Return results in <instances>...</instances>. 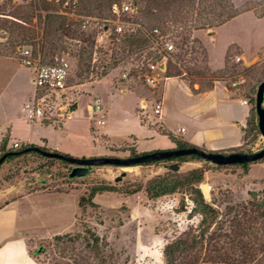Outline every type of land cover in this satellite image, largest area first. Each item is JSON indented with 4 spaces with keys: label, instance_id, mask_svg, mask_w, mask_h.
I'll list each match as a JSON object with an SVG mask.
<instances>
[{
    "label": "rangeland",
    "instance_id": "374dc122",
    "mask_svg": "<svg viewBox=\"0 0 264 264\" xmlns=\"http://www.w3.org/2000/svg\"><path fill=\"white\" fill-rule=\"evenodd\" d=\"M29 1L0 0V13L9 19L17 5ZM263 3L264 0H232V9L238 11L237 15L211 29H193L188 46L185 45L184 49L177 48L175 42L179 43L178 39L170 36L169 39L175 44L172 53L181 52L185 58L177 65L198 66L202 72H207L205 66H208L209 75L199 78L184 71L167 81H161L153 93L133 70L137 65L134 59L111 68L107 77L94 74L80 80L75 76L73 59L64 54L72 62L73 68L67 88L62 92L64 98L44 106L43 120L49 124L41 123L39 119L31 121L25 116L23 104L35 89L34 72L21 63L20 50H15L12 60L0 59V140L10 130L12 139L7 148L13 147L15 140L22 144L28 139L36 145L50 148L41 144L46 139L49 145L58 146L60 152L76 157H126L133 156L130 150L134 149L133 146L136 148L133 134L143 137L136 151L170 149V140L156 132L162 130L164 122L175 135L180 136L176 127L190 125L182 113L195 110L193 105L198 100L194 94L200 93L199 90L212 83V89L218 86L215 90L218 97L225 95L226 89L230 88H234L233 94L240 97L249 92L255 83V76L264 75V13L260 16ZM210 31L214 32L213 37L208 35ZM8 38L9 33L0 29V42ZM191 48L198 52L193 53ZM203 50L205 53H202ZM99 57L100 54H97V59ZM170 59L173 64L175 57ZM170 63L167 72L174 74ZM248 67L251 69L248 70ZM131 70L138 76H131ZM123 73H129L127 78H123ZM189 84L194 92L190 91ZM125 88L137 92L148 103L143 101L142 108L138 109L145 110L152 117L151 128H141L132 110L133 105H140L141 100L137 95L113 91ZM162 93L168 99L163 121L160 114L153 111L155 103L161 101ZM94 97H100L103 104L105 119L100 125H96L91 110ZM63 103L70 106L76 103L77 107L70 109L69 106L66 114L60 117L59 105ZM239 110L243 114L241 107ZM208 112L215 116L217 112L222 114L223 110L216 103ZM142 116L146 118V115ZM212 122L216 123L215 120ZM95 127L105 135L98 134L99 137H96ZM247 140L248 143L240 151L256 152L264 145L261 135ZM174 162L180 166L176 173L181 177L196 167L204 168V177L199 186L206 201L217 211L216 221L211 226L214 231L223 227L234 235L230 221L235 216L242 217V206L248 201L254 199L257 203H263L259 210L264 211V158L251 163L248 172L238 165L218 166L204 160H161L127 166L94 165L86 176L71 178L69 172L72 164L38 154L23 155L2 164L0 207L18 201L31 209V216L25 217L30 227L24 231L23 238L38 264L51 263L52 253L57 249L54 236L75 235L83 231L84 224L104 239L110 264H167L164 255L166 245L176 238L198 233L201 219V215L193 210L187 189L181 188L158 198L148 197L144 190L155 176L169 170L167 164ZM102 185L116 190L98 191L92 199L94 204H88L91 190ZM137 185L143 188L130 193L129 190ZM251 192L256 194L255 198ZM81 197H84V206H80ZM79 248L80 243L77 244ZM203 257L204 250L200 248L182 260L181 264L195 263V260L197 264H204Z\"/></svg>",
    "mask_w": 264,
    "mask_h": 264
},
{
    "label": "trees",
    "instance_id": "16d2710c",
    "mask_svg": "<svg viewBox=\"0 0 264 264\" xmlns=\"http://www.w3.org/2000/svg\"><path fill=\"white\" fill-rule=\"evenodd\" d=\"M64 1L30 0L24 5H17L9 15V19H6L7 15L0 13V29L9 33V38L5 42H0V47H2L0 57L13 58L15 50L21 51L22 47H30L33 57H38L46 63L55 62V58L67 54L73 59L75 76L82 80L94 74L106 76L111 68L132 59L137 61L133 70L139 74L145 70L146 58L156 59L165 55L167 56V71L170 63L169 58L175 57V62L170 63V68L175 73L169 74L166 71V77L171 78L184 71L188 75L193 74L199 78L208 77V66H205L207 72H202L198 66L191 67L184 64L178 66L179 61L185 60L184 55L181 52L176 54L166 52L163 49V44L171 36L178 39L179 43L175 42L176 47L184 49L185 45L188 46L187 43L193 29L217 27L238 13L237 10L232 9V0H76V2L69 0L70 5L63 7ZM124 1L130 3L135 10V13L128 18L135 28L123 34H117L112 23L114 17L111 13V6L115 2ZM263 13L264 9L260 16ZM68 14H72V16L70 17ZM89 17L98 20L104 26L108 25L109 30L108 44L105 48H97L96 51L100 57L95 61H93V54L96 31L84 25V20ZM191 50L193 53L198 52L193 48ZM203 52L205 53V50ZM20 60L22 63L21 55ZM183 66L185 67L183 68ZM249 68L251 69V67L247 69L249 70ZM131 73V76H138L132 70ZM212 79L216 80V78ZM263 79L264 75L255 76V83L249 88V92L240 96L251 107L245 126H241L242 144L238 147L214 151H240L248 143L247 139L253 140L261 135L255 112V94L258 84ZM191 87L189 84L190 91L194 92ZM212 88L213 84L211 83L199 92L210 91ZM149 89L153 93L154 88L149 87ZM229 90H234V88ZM44 122L48 123L46 120ZM161 132L175 143V148L195 146L169 130L162 129ZM8 140V135H4L0 141V159L2 158L0 168L5 162L27 154H38L50 160L58 159L67 162L50 155L51 153H62L56 149L30 143L7 148ZM133 148L130 150L133 156L145 153L136 151L134 146ZM161 160L176 162L204 160L209 162L196 154ZM251 163L254 162L231 165H238L248 172ZM204 172L203 167H196L181 177L177 175L176 171L167 170L165 173L155 176L144 187L150 198L173 194L179 189L185 188L191 196L193 210L201 215L197 227L198 233L190 237L176 238L166 245L164 255L167 264H181L182 260H186L194 250L200 248L204 250V264H264V211L259 210L263 203H257L253 199L242 206V217L235 216L230 221L234 227V235L226 232L223 227H218L215 232L211 226L216 221L217 211L206 201L199 186L203 180ZM142 188V185H137L129 192H137ZM106 190L116 189L105 185L95 187L91 190L87 203L93 205L94 195L98 191ZM251 195L254 198L256 196L253 192ZM83 202L84 197H81L80 206H84ZM53 239L57 249L52 253L50 264H110L105 253L104 239L86 224L83 225L82 232L75 235L70 233L56 235ZM78 243L81 244V249H77ZM197 263L198 261L195 260V263L191 264Z\"/></svg>",
    "mask_w": 264,
    "mask_h": 264
},
{
    "label": "crops",
    "instance_id": "0c3cea01",
    "mask_svg": "<svg viewBox=\"0 0 264 264\" xmlns=\"http://www.w3.org/2000/svg\"><path fill=\"white\" fill-rule=\"evenodd\" d=\"M243 56H245L244 51H242V57ZM0 59L12 60L9 57H0ZM105 77H107V75ZM217 87L218 86L215 85L214 89L210 91H204L197 94L193 93L195 96H197V100H198V102L195 105H193L195 110L189 113L187 112L182 113L183 115H185V118L190 125L176 127V131L181 134L180 137H183L185 140H187L188 142H190L195 146H198L200 148H205L207 150H220V149H227V148L240 146L243 142L241 126H245L247 117L250 112V107L246 102V100L240 97H236L233 94L232 90L226 89L225 95L218 97L215 92ZM116 90H121L122 92L125 93L131 92L138 96L139 100H141L140 105L138 104L133 105L132 110L134 111L135 115H137L141 128H147V129L151 128L152 123L150 122H152V117L145 110L142 111L141 109H138V108H142L143 101L145 102V100L142 99L137 92H132L126 88L114 89L113 91ZM34 91L35 89L31 92V96L29 94V98L24 102L23 110H24V105L33 96ZM161 101H162V109L159 117L162 118L163 121V118L165 116V109L168 103V99L164 97L163 93H162ZM145 103L148 104L147 102ZM216 103L220 104L223 110L222 114L219 115V112H217L215 113V116L209 115L208 110H210V108H212V106H214ZM171 104H173V98L171 99ZM239 107L243 109V114H241ZM141 112L144 116L146 115L147 119L145 117L143 118ZM37 119H39L41 123H45L43 118L40 117L31 121H36ZM104 119L105 117H103L102 123L96 125L103 124ZM212 120H215L216 123L213 124ZM49 123L50 122L45 124H49ZM181 128H183V130H181ZM162 129L170 130L173 132L171 128H167L165 126L164 122L162 123ZM156 133L157 134L160 133V135L164 136V134L159 129L157 130ZM94 134L96 135V137H99L97 136L98 134L105 135L104 133H101L99 128L97 127H95ZM5 135H8L9 140L11 141L12 136L10 130H7ZM131 136L136 137L135 142L137 148V146H139L140 140H142L143 137L133 134ZM165 137L167 136L165 135ZM145 139H147V137H145ZM15 142L19 143V145L26 143L34 144L33 142L30 141V139L24 140L22 144H20V142L16 140ZM41 144H44L58 151L60 150L58 146L53 147L49 145V141L46 139L43 140ZM175 146H176L175 143L172 140H170L169 148L170 149L175 148ZM257 164H261V163H257ZM30 213H31V209L25 206V204H20L18 201H12L0 207V264H38L35 258L29 253L23 238L24 231L28 227H30L29 224L26 223V218H25V217H30L31 216Z\"/></svg>",
    "mask_w": 264,
    "mask_h": 264
},
{
    "label": "built area",
    "instance_id": "2783aa9c",
    "mask_svg": "<svg viewBox=\"0 0 264 264\" xmlns=\"http://www.w3.org/2000/svg\"><path fill=\"white\" fill-rule=\"evenodd\" d=\"M69 0L63 3V7L69 6ZM111 13L114 20V31L117 34H123L126 31L134 30L135 25L128 20L129 16L135 13L134 8L128 2H115L111 6ZM84 25L96 31L95 36V52L93 54V61L97 59V48H105L109 41L108 25H103L94 18H86ZM158 32V30H155ZM163 49L166 52H173L175 44L172 40L166 39L163 44ZM22 63L28 68L33 69V81L35 84V93L33 97L24 105L26 116L30 120H34L44 115V106H48L52 101L63 99V91L67 88L68 79L73 68V64L69 58L64 56L55 58V62H42L40 58H34L30 47H22L20 51ZM144 72L139 73V78L151 88H156L161 81L167 80V56L163 55L161 58L148 57L145 59ZM129 73H123V78H127ZM236 85V83H233ZM69 103V102H68ZM68 103L59 105L61 111L59 116L63 117L69 108ZM162 109V101L156 102L153 111L160 114ZM94 120L96 124L103 122V104L100 97L93 98L91 106ZM183 130V128H181ZM13 147H19V143L14 142Z\"/></svg>",
    "mask_w": 264,
    "mask_h": 264
},
{
    "label": "water",
    "instance_id": "95a60500",
    "mask_svg": "<svg viewBox=\"0 0 264 264\" xmlns=\"http://www.w3.org/2000/svg\"><path fill=\"white\" fill-rule=\"evenodd\" d=\"M210 37L214 36V32L208 33ZM76 103L70 106V109H75ZM255 112L257 116V123L261 136L264 139V79L258 84L255 94ZM196 154L203 159L218 166H225L231 164H243L259 161L264 158V145L256 152H220L214 150L202 149L198 146L186 148H171L168 150H153L150 152L141 153L136 156H92V157H76L69 154L51 153L50 155L56 158L64 159L73 165L69 172V177H84L86 176L92 166L94 165H116L127 166L146 163L148 161H155L167 159L170 157H177L182 155ZM2 158L0 159L1 162ZM166 168L172 171H177L180 166L178 163H170ZM41 249H39V252Z\"/></svg>",
    "mask_w": 264,
    "mask_h": 264
}]
</instances>
